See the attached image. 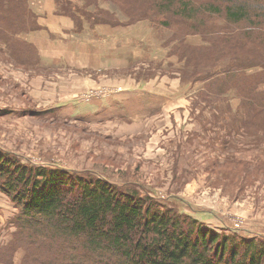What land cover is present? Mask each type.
Masks as SVG:
<instances>
[{
  "label": "trees",
  "instance_id": "1",
  "mask_svg": "<svg viewBox=\"0 0 264 264\" xmlns=\"http://www.w3.org/2000/svg\"><path fill=\"white\" fill-rule=\"evenodd\" d=\"M54 1L60 13L71 16L77 23L84 16L93 23L131 24L120 18H114L117 22H113L107 15L102 17V9L96 14L75 6L69 8L71 0ZM114 1L124 2L120 5L128 3ZM149 5L135 13V17L153 20L157 9V17L163 18L154 23L171 25L179 18L182 30H195L211 41L213 51L207 54L208 58L215 51L230 57L225 68L215 67L193 78L191 85L203 81L206 87L199 92L206 106L201 108L198 102L192 103L200 109L192 120L198 122L203 134L192 129L178 135L173 142L177 154L181 148L199 149L208 145L201 141V136L209 137L214 129L206 112L213 95L230 111H235L231 101L240 99L247 111L244 120L255 119L248 113L264 115V90L258 88L264 83V49L259 48H264V0H149ZM210 17L225 23L209 24ZM35 21L29 0H0L1 38L10 41L15 39L10 36L33 31L37 29ZM201 22L208 30L198 29ZM229 43L232 51L226 53ZM248 43L254 44L251 55L248 52L241 55ZM20 52L22 55H18ZM189 52L199 65L208 60L203 54ZM11 55L27 57L16 44H12ZM253 69L256 71L249 73ZM257 71L260 72L253 75ZM221 73L226 76L215 77ZM243 127V123H226L218 136L222 142L214 141L221 144V150L229 151ZM212 157L214 160L209 162L212 170L230 164H221L215 152ZM239 167L235 165L238 174ZM244 178L249 183L255 177L246 172ZM138 183L131 182L129 188L85 170L33 165L0 148V193L15 209L11 220L8 219L11 242L0 228V264H14L20 249L26 251L21 264H264V236L256 230L251 231L256 237H248L224 223L201 221L186 209L183 199L174 196L162 200ZM69 247L71 254L67 253ZM44 248L56 251L57 261L49 258L47 262L48 252L40 253Z\"/></svg>",
  "mask_w": 264,
  "mask_h": 264
},
{
  "label": "rangeland",
  "instance_id": "2",
  "mask_svg": "<svg viewBox=\"0 0 264 264\" xmlns=\"http://www.w3.org/2000/svg\"><path fill=\"white\" fill-rule=\"evenodd\" d=\"M124 1L128 3L120 5L124 2L71 0L68 5L69 8L75 6L96 14L100 12L98 9H102L104 10L102 17L107 15L106 18L113 22H117L114 21V18H120L128 23H133L131 26H136L138 32L140 29L143 30V35L137 39L139 40L136 52L138 58L135 63L145 64L147 70L144 75L167 77L170 86L176 85V81L171 82L172 78L175 77L179 80L180 77L184 81L183 87L195 92L191 102H198L201 108L206 106L203 98L199 97L201 96L199 92L206 89L204 82L201 81L195 85H191V82L196 76L211 71L215 67L225 68L229 62V55L226 54L223 57L219 51H215L208 58L207 54L213 51L210 47L211 41L205 39L203 34L196 33L195 30L187 28L182 30L179 18L171 25L154 23L158 18L159 20L163 18L162 15L157 17V9L153 20L146 17L137 19L135 13L150 7L149 0ZM217 20L218 23L224 25L223 20ZM207 22L209 24L217 23L214 17H210ZM198 29L201 31L206 28L201 22ZM181 31L184 33L182 34ZM136 35L139 33L136 32ZM10 37L15 39L7 41L0 37V62L5 60L13 61L15 64H24L35 57L29 45L17 39L15 35ZM12 44H16L27 57H12ZM253 45V43H248L240 54L244 55L248 52L251 55ZM259 48L264 49L261 46ZM190 50L196 54L205 55L208 60L201 65L195 63V60L191 58ZM231 51L232 46L229 43L226 53ZM18 55H22V53L20 52ZM9 70L10 65L0 66V97L6 96V93L7 96L20 93L14 85H11V80L6 79L11 74ZM255 71L256 69H253L249 73ZM259 72L257 71L253 75H257ZM225 76V73H221L216 74L215 77L220 79ZM237 78L242 77L237 75ZM15 84L18 85V83ZM258 88L264 90V83ZM214 98V95L209 98L210 103L207 107L210 109L206 110L210 115L208 119L214 124V129L210 130L208 134L210 138L207 135L201 136V141L208 145L204 147L202 145L199 149L188 146L181 148L178 154L175 151L170 152V155L165 154L169 163L163 167L162 165L160 167L151 164L143 165L135 154H131L130 144L109 141V147L106 150L97 148L96 139L98 137L92 131L93 129L88 132L82 128L67 127L63 124L55 125L43 121L35 123L33 120L25 119L26 116L22 121L14 124L0 121V137L6 142V144L0 145V148L7 151L12 149L10 152L19 156L24 162L33 165L55 166L78 172L85 170L88 173L102 175L114 183L128 185L129 188H131V182H140L138 184L162 200L174 196L183 199L182 203L186 209L192 211L193 216L201 221L215 225L224 223L239 231L243 236L252 237L254 235L251 231L255 232V230L264 236V115L248 113L251 116H256L255 119L253 121L244 120L247 111L245 107L241 106L240 99L235 98L231 101L235 111H230ZM183 99H187L186 105L190 102L188 97ZM199 106L192 105L195 115L199 114ZM229 122L231 124L243 123L244 130L240 131L232 141V149L224 152L220 149L221 144L215 141L222 142L218 136L222 134L224 124ZM186 127L188 130L193 129L199 134H203L195 120ZM105 139L103 142L107 141ZM99 140L102 138L99 137ZM132 143L138 147L136 142ZM194 144H197L196 140ZM193 150L198 151L194 152ZM214 152L218 155L221 164L224 162L230 164L212 170L209 162L214 160L212 157ZM163 154L164 150L157 148L156 155L161 157ZM191 164L196 167H191ZM235 165L240 166L239 174L235 170ZM246 172L255 177L253 182L248 183L247 178H244ZM4 199V197H0V206L4 208L5 216H9L10 219L15 214V209L14 207L9 209L12 204L10 201H7L8 208L5 207ZM2 216L4 214L0 212L1 232L3 235L6 234V239L11 242L10 228L12 227L8 225L9 220ZM68 250L67 253L71 254L72 249L69 247ZM41 251L42 254L48 252L47 262L50 259L57 261L59 254L56 251H48L46 248ZM25 253V249H20L15 256L14 264H21ZM59 257L61 260L63 259L62 255Z\"/></svg>",
  "mask_w": 264,
  "mask_h": 264
},
{
  "label": "crops",
  "instance_id": "3",
  "mask_svg": "<svg viewBox=\"0 0 264 264\" xmlns=\"http://www.w3.org/2000/svg\"><path fill=\"white\" fill-rule=\"evenodd\" d=\"M29 6L37 29L16 38L29 45L35 57L24 64L0 62L2 67L10 65L6 79L20 92L0 97V121L14 124L26 116L35 123L93 129L99 149L118 141L130 144L131 154L143 165L169 163L165 154L175 151L178 135L189 132L185 130L195 115V92L184 88L180 77L172 78L176 85L170 86L167 77L144 75L145 64L135 63L137 39L144 31L130 23H93L84 16L77 23L60 13L54 0H29ZM94 91L98 94H91ZM184 97L189 98L187 105ZM157 148L164 150L161 157ZM0 197L8 208V198ZM0 212L9 219L1 206Z\"/></svg>",
  "mask_w": 264,
  "mask_h": 264
},
{
  "label": "built area",
  "instance_id": "4",
  "mask_svg": "<svg viewBox=\"0 0 264 264\" xmlns=\"http://www.w3.org/2000/svg\"><path fill=\"white\" fill-rule=\"evenodd\" d=\"M91 94H98V92H97V91H94V92H92Z\"/></svg>",
  "mask_w": 264,
  "mask_h": 264
}]
</instances>
